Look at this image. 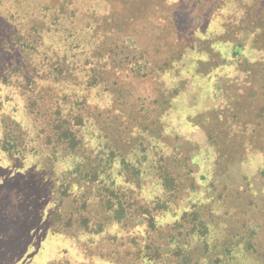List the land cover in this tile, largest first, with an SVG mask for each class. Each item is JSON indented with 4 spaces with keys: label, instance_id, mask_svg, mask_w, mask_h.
<instances>
[{
    "label": "rangeland",
    "instance_id": "1",
    "mask_svg": "<svg viewBox=\"0 0 264 264\" xmlns=\"http://www.w3.org/2000/svg\"><path fill=\"white\" fill-rule=\"evenodd\" d=\"M63 1L0 0V264H264V0ZM111 148L154 227L89 178ZM196 207L207 254L172 239Z\"/></svg>",
    "mask_w": 264,
    "mask_h": 264
},
{
    "label": "trees",
    "instance_id": "2",
    "mask_svg": "<svg viewBox=\"0 0 264 264\" xmlns=\"http://www.w3.org/2000/svg\"><path fill=\"white\" fill-rule=\"evenodd\" d=\"M80 0H64L63 2H69V3H75L78 4ZM225 60V59H224ZM226 61H224L225 63ZM223 64V63H222ZM226 64V63H225ZM221 65H219L218 67H220ZM175 94L176 96L179 95V91L175 90ZM175 96V95H174ZM82 100H85V98H81ZM72 118L74 117V115H78L80 118H82V115L80 114H76L75 112L72 113ZM76 118V117H75ZM69 124V123H68ZM80 123H76L73 122V124L70 126H62V130L63 132H65L64 134H66V138H68L69 144L68 145L70 148L71 153L72 154H76L77 157L78 155L81 153V151L79 150L82 147L86 146L84 144V138L81 135L82 130H80L79 128L77 129V126L79 127ZM118 156V153L116 151H114V149L111 148V151L108 152L106 154V159L101 157L100 160L98 161V164L95 166V170L93 172L90 173L89 178L91 179L92 182L98 183V184H102L103 182L105 183V188H104V193H106L105 196H108V199L105 198V203L106 206L108 205V209L113 211L114 214H117V221H129V217L132 215V213L130 212V209L132 208V206H134L135 208H139L140 213L142 214L141 216L143 218H147V223L146 220L144 219V222L148 225V228L154 227L155 223H156V218L153 215L154 214V210H168L170 208V205L168 202L170 201H165L167 203V205H162V203L158 202L156 204V206L154 207V209H150L149 207L145 206H141L139 205L137 202L130 205L128 203V200L126 198V196H124L123 192H121L120 188H113L114 186H116V183L113 181H111V185H107L108 183L106 182L105 177L102 178L105 174H107L109 171L108 168H112V163H114L115 158ZM165 157H163L164 159ZM142 162H144V160L142 159ZM81 163V162H80ZM122 163L126 165V169H131V170H136L138 169L136 166H133L132 164H130L127 160L126 157H122ZM142 164V163H141ZM162 167H160V170H163L165 172H163V179L165 180V182H167L166 184H164V189L167 191H171L170 188V184L171 183V179H169L170 175H171V164L165 162L161 163ZM83 166L82 163L81 165L78 167V169L82 172L83 174ZM108 179L111 180V176H107ZM173 182V181H172ZM110 184V183H109ZM136 204H138L139 206H136ZM162 205V206H161ZM161 206V208H160ZM145 208V210H144ZM203 214H201L200 209H197V207L195 208V210L191 213H185L183 216V219L185 218H190V221H188L190 223V226L188 228L184 227V225H180V227H177V225L174 226L173 230L176 232V234H174V236L172 237V239L174 241L178 240L179 236L181 237V241L183 242H187L191 243L193 236L197 237V239H199V243H201V246L203 248V253H209L210 250H208L210 248V245L212 244L213 237L211 236L213 234V230H212V222L213 220L210 219L208 216H202ZM120 223V222H119ZM84 227L86 228V230L90 231V232H99L100 230L103 229L102 224L99 222H94L93 224H91V222H85L83 223ZM177 227V228H176ZM179 229V230H178ZM185 231L184 233H182V230ZM255 233H252V235H254ZM250 239V238H249ZM193 242V241H192ZM249 250H254L255 249V244L253 243V240L250 239L249 241ZM185 250V249H184ZM182 249L180 246H177V250L176 252V256L177 259L179 258L178 256H182ZM188 251V249H187ZM185 250V252H187ZM255 252H257L255 250ZM183 257V256H182ZM193 258H191L192 260ZM220 259V258H218ZM215 262H219L216 261ZM182 264H193L192 262H188L184 260L182 261Z\"/></svg>",
    "mask_w": 264,
    "mask_h": 264
}]
</instances>
